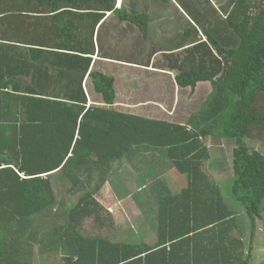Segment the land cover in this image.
<instances>
[{
	"label": "trees",
	"instance_id": "16d2710c",
	"mask_svg": "<svg viewBox=\"0 0 264 264\" xmlns=\"http://www.w3.org/2000/svg\"><path fill=\"white\" fill-rule=\"evenodd\" d=\"M176 2V82L198 102L182 121L124 111L114 77L97 70L89 84L103 103L87 106L93 37L62 40H78L80 53L47 49L41 35L68 36L74 22L88 25L92 11L112 10L115 0H0V264L57 255L58 264H251L264 212V150L256 137L264 136V0ZM24 45L39 64V54L54 57L44 61L50 66L35 65L43 81L15 73L32 65ZM202 83L209 92L198 93ZM212 137L233 145L222 181L204 167L215 163ZM141 145L157 148L160 165L181 177L175 190L159 193L149 182L150 194L136 202L153 237L140 232L145 223L136 215L142 240L114 238L116 215L100 192L126 183L123 159Z\"/></svg>",
	"mask_w": 264,
	"mask_h": 264
},
{
	"label": "crops",
	"instance_id": "0c3cea01",
	"mask_svg": "<svg viewBox=\"0 0 264 264\" xmlns=\"http://www.w3.org/2000/svg\"><path fill=\"white\" fill-rule=\"evenodd\" d=\"M176 3V0H115L112 10H102L103 14H100L101 10L92 11L88 25L74 22L72 33L68 36L60 39L55 30L48 31L41 36L50 43L48 45L51 47H47V49L56 53L81 52L78 40L64 42L63 39H78L80 36L89 39L93 37L95 54L92 56L93 60L89 71L83 77V85L88 97L87 106L97 103L96 100L101 102V96L95 93L92 84H89V81H93L90 73L97 70L114 77L117 93L116 105H119L124 111L146 117L162 118L165 116L170 119L175 115L170 113L165 105L171 110L174 109V106L171 105L175 103L176 95L187 92L177 84L176 71L172 63L174 60L172 54L176 52L172 50V39L176 36V21L179 20L174 14ZM25 15L27 19L28 15ZM143 22L147 24L144 25ZM88 31L90 32L89 37ZM44 35L51 39L46 40L49 38ZM23 48L26 61L32 65H24L22 69L15 68V73H18L19 70L22 71L23 74L20 78L22 80L32 81V76H35L43 81L45 77L33 74L35 65L43 68L50 66V61L46 63L44 61L53 60L54 57L39 54L43 62L39 64L32 58V52L26 50L27 45H24ZM73 72L81 74L83 71L79 72L77 69ZM185 94L186 100H189L190 91ZM185 115L178 119L184 120ZM156 150L157 148L141 145L136 147L134 154L123 159L121 167L123 180L126 183L135 180V188L132 189V193L130 189L129 192L127 191L125 200L132 198L136 203L144 190L145 196H148L150 192L145 182H151L149 174L152 172L166 173L173 169L170 164L164 163L160 166L157 161L153 162L151 170L147 171L149 169L147 165L158 156L154 153ZM135 159H138L139 166L133 169L124 168L127 163L130 167L129 163ZM129 174L133 175V179L127 177ZM140 182L143 183L142 187L139 185ZM127 208L124 204L121 205L123 211Z\"/></svg>",
	"mask_w": 264,
	"mask_h": 264
},
{
	"label": "rangeland",
	"instance_id": "374dc122",
	"mask_svg": "<svg viewBox=\"0 0 264 264\" xmlns=\"http://www.w3.org/2000/svg\"><path fill=\"white\" fill-rule=\"evenodd\" d=\"M206 87V92H209V89H211L209 84H200V87L198 88V93L204 89ZM201 89V90H199ZM188 92H182L179 95H176L175 97V103L171 106H174V109L171 110V108L169 109L166 105L165 108L169 110L170 113H173L175 115V117H172V119H176L179 118L180 116L183 117L185 114H187L189 111H191L192 109L196 108V106L198 105L197 101H194L192 104V99L190 100H186V94ZM203 93V97H204ZM170 106V104H169ZM170 106V107H171ZM124 110V109H123ZM172 114V115H173ZM167 115V114H165ZM177 115V116H176ZM162 118H166L165 116H162ZM168 119V118H167ZM256 137H261L258 140V147H260L261 149L264 150V136L261 135L259 132H256ZM207 144L209 145V147H211V150L213 152V157H214V161L215 163L213 165H209V163L205 164V170H207L211 177H214L215 179L218 180H225V177L228 176V171L229 168H227L228 163L230 162V156H231V151H232V144L225 142L224 140H221L219 138H210L207 141ZM156 154H158L157 157L153 158V160L147 165V167L151 170V164L154 162L156 163L161 157L159 156V151H155ZM221 153H225L224 155H222ZM223 157V158H222ZM222 159V160H220ZM139 161L138 159H135L133 161H131L129 163L128 167V163L127 165H124V168H135L137 166H139ZM162 166V165H160ZM175 170V169H174ZM132 171V170H130ZM131 173V172H129ZM232 174V173H231ZM150 176V181H151V185H152V192L154 193H159L162 190H175L174 188V181L176 178L181 177L180 175H177V173L175 171H173V169L168 170L166 173H161V172H152L149 174ZM127 177L133 179V175L129 174L127 175ZM158 180V181H157ZM163 180L165 183L162 185V181ZM123 184V186H121ZM120 184L119 187L115 188L113 187V185L111 183H107L101 190L100 192V196H99V200L102 202V204L109 209L110 211H112L115 215H116V220H117V229L114 230L113 232L115 233L114 238H122L124 240H130V241H135L137 239V234H139L138 239L141 237L140 233L136 230V227H139L141 225L142 222L145 223V225L140 228L142 230H140V232L142 231L145 232L146 234V239H149L150 237H153L155 235V233H152L149 231L150 228L147 224L146 219L143 216V213L140 212L139 207L136 205L135 200L134 199H119V195L122 194V191H128L129 189L131 190L132 193V189L135 188V180L130 181L128 183H122ZM147 188H149V182L146 183ZM166 185L167 187H162ZM127 203L128 204V208L126 210H122L121 209V205ZM125 213V215H124ZM136 215H138V217H140L142 219L141 223L139 218H136ZM138 223H140V225H137ZM85 225L87 227V229H89L90 231H94L93 233L97 234V227L96 225H93V222L91 221H86ZM250 223H246L243 227H244V231L246 233V239L248 241L249 238V230H250ZM97 231H95V229ZM100 230V229H99ZM105 232L104 230H100L98 233L100 232ZM141 233V234H142ZM142 240V237H141ZM35 257V261L37 264H58V260L60 259V257L55 256L56 259H54V257H50L49 259H47L48 261H42L39 257L34 256ZM51 260V261H50ZM264 261V212H263V216L257 217L256 220V235H255V239L253 242V260L251 262V264H261Z\"/></svg>",
	"mask_w": 264,
	"mask_h": 264
}]
</instances>
